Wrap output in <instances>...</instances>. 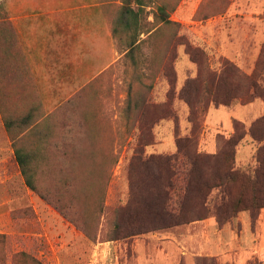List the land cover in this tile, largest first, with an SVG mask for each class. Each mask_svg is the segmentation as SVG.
<instances>
[{"label": "rangeland", "instance_id": "obj_1", "mask_svg": "<svg viewBox=\"0 0 264 264\" xmlns=\"http://www.w3.org/2000/svg\"><path fill=\"white\" fill-rule=\"evenodd\" d=\"M142 1L136 25L127 29L119 22L123 0H97L95 43L110 42L113 64L78 91L70 80L79 71L73 33H65L64 56L47 65L51 85L44 87V63L37 62L44 57L35 40L42 33L17 30L19 21L3 14L38 7L41 0H0V264H264V209L253 217L240 212L223 226L207 217L107 240L114 209L127 200V165L139 139L153 143L147 153L171 155L174 125L180 137L188 132L182 101L171 107L177 120L167 115L168 107L158 120L160 113L145 110L143 101L160 104L168 80L174 77L177 91L197 76L188 47L202 52L194 59L206 62L203 71L217 75L228 61L249 75L264 43V0ZM158 6L165 7L169 24L154 18ZM60 34L48 33L50 45H61ZM93 42L85 43L102 56ZM143 112L142 124L152 127L147 133L138 129ZM263 114L258 99L211 104L198 149L215 153L233 133L232 120L247 130ZM14 147L36 159L35 191L24 184ZM258 147L245 136L235 149V167H254Z\"/></svg>", "mask_w": 264, "mask_h": 264}, {"label": "trees", "instance_id": "obj_2", "mask_svg": "<svg viewBox=\"0 0 264 264\" xmlns=\"http://www.w3.org/2000/svg\"><path fill=\"white\" fill-rule=\"evenodd\" d=\"M144 5L142 0H123L119 13L123 27L136 25ZM154 18L163 24L170 23L164 6L157 7ZM134 43H129V51ZM185 50L200 70L197 76L187 80L177 91L175 79L171 78L163 102L157 104L148 98L143 101V108L153 115L162 114L158 120H163L168 107L167 115L177 120L171 107L175 100L182 101L187 107L188 132L180 137L178 125H174L175 150L171 155L147 153L146 149L153 143L139 139L127 165V200L114 209L108 241L168 230L207 217H214L217 224L223 226L240 212L247 211L253 217L264 209V114L247 130L243 123L232 120L233 133L223 139L215 153L201 152L197 144L211 104L227 107L249 104L256 99L264 104V43L249 75L228 61L221 62L222 70L217 75L208 68L203 71L206 62L194 59L195 54L202 56V52L191 51L189 47ZM231 84L230 92L225 90L219 94L221 87ZM144 116L145 112L141 113L138 129L147 133L152 127L142 124ZM29 118L30 115L26 116L21 124H26ZM5 125L9 129V124ZM245 136L259 144L255 165L235 167V149ZM14 155L24 184L35 191L36 159L21 148L14 147Z\"/></svg>", "mask_w": 264, "mask_h": 264}, {"label": "crops", "instance_id": "obj_3", "mask_svg": "<svg viewBox=\"0 0 264 264\" xmlns=\"http://www.w3.org/2000/svg\"><path fill=\"white\" fill-rule=\"evenodd\" d=\"M97 0H41L38 7L19 9L17 11L9 10L5 15L10 17V20L19 21L20 25L15 28L17 30H26L31 32L44 33L35 36L36 49H39L40 57L37 62L44 63V87L49 83L46 77L47 65L56 63L58 56H64V48H66L64 39L65 33H73L72 40L75 41L74 46L78 48L79 53L74 63L79 65V71L74 70L73 76L70 79L75 88L81 90L86 86H90L98 81L99 76L104 73L106 68L113 64V49L108 44H103L100 40L99 44L95 43L96 26H97ZM102 23L107 24L105 18H101ZM107 22V23H106ZM22 28V29H21ZM48 33H61L60 38L63 40L61 45L55 43L50 45L52 36ZM33 39V38H31ZM92 39L94 48H100L102 56H95L91 46L88 47L86 41ZM54 50V51H53ZM53 58V59H52ZM105 64L103 68L102 65ZM52 78V77H50ZM232 130V125L229 131Z\"/></svg>", "mask_w": 264, "mask_h": 264}]
</instances>
